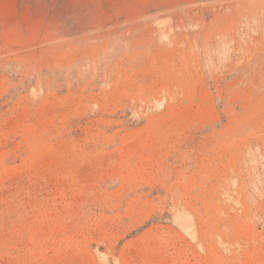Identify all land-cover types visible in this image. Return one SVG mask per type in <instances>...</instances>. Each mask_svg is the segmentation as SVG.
I'll return each mask as SVG.
<instances>
[{
  "label": "rangeland",
  "instance_id": "obj_1",
  "mask_svg": "<svg viewBox=\"0 0 264 264\" xmlns=\"http://www.w3.org/2000/svg\"><path fill=\"white\" fill-rule=\"evenodd\" d=\"M0 264H264V0H0Z\"/></svg>",
  "mask_w": 264,
  "mask_h": 264
}]
</instances>
